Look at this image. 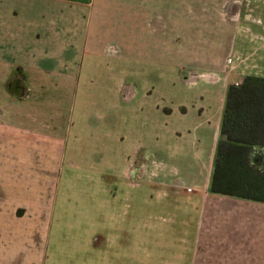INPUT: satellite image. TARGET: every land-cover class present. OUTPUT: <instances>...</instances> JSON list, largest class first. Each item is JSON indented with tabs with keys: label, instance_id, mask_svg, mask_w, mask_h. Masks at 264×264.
I'll return each instance as SVG.
<instances>
[{
	"label": "crops",
	"instance_id": "obj_1",
	"mask_svg": "<svg viewBox=\"0 0 264 264\" xmlns=\"http://www.w3.org/2000/svg\"><path fill=\"white\" fill-rule=\"evenodd\" d=\"M147 1L0 0V132L8 130L12 134L19 128L29 131L28 126L37 123L50 130L44 137L49 138L51 133L54 139L58 138L61 134L55 127L61 105L73 97L89 67L101 68L100 62H92L87 55L101 53L103 31L110 25L115 24V38L121 43L113 42L123 52L128 42L136 50L141 48L133 57L135 61L161 69L163 61L157 48L155 55L148 57L143 22L149 15L164 30L168 24L171 29L181 26L189 30L190 23L196 20V11L200 24L217 19L235 24L241 14V0H153L151 8ZM189 14L194 19L188 21ZM229 30L233 33L235 27ZM174 32L177 34V29ZM204 44L207 49L205 41ZM177 56V70H185L186 64L180 63ZM195 60L200 59L187 62L190 75L183 80L178 76V86H167L161 96L165 116L155 114L154 120L147 122L145 115L138 131L129 127L134 163L129 162L131 152L123 151L118 155L116 168L113 163L107 173L127 180L135 189V181L144 176L148 164L154 163L158 171L156 191L174 201L185 198L183 205H177L179 201L174 205L161 204L166 215L180 218L170 224L174 231H167L168 240L151 241L132 239L127 231L122 239L93 231L92 264H180V260L182 264H264V204H246L245 200L208 192L226 89L228 84L241 80L228 83L226 76L220 74L222 70L218 75L210 73ZM138 77L133 83L127 77L121 78L118 94L123 102L145 92L144 82L137 84ZM137 132L146 140L136 141L133 137ZM136 164L138 169L133 173L132 166ZM126 208L132 210L130 206ZM192 214L197 215L196 220H188ZM175 235L179 238L171 239ZM29 238L22 244L34 243ZM150 243L156 247L149 245L144 257L132 255V251L140 250L139 246ZM176 248L178 256L173 253ZM50 251L44 249V254Z\"/></svg>",
	"mask_w": 264,
	"mask_h": 264
},
{
	"label": "rangeland",
	"instance_id": "obj_2",
	"mask_svg": "<svg viewBox=\"0 0 264 264\" xmlns=\"http://www.w3.org/2000/svg\"><path fill=\"white\" fill-rule=\"evenodd\" d=\"M152 2L147 1L148 8ZM240 3V19L235 24L220 23L219 19L203 20L205 23L200 24L196 11V20L190 23L189 30L181 26L171 29L170 24L164 30L149 15L143 22L148 57L154 56L157 48L163 61L161 69L135 61L133 57L141 48L136 50L128 42L123 52L113 42H120L115 38V24L109 26L111 29L106 27L101 53L87 55L92 62H100L101 68L89 67L73 97L61 105L55 127L61 134L58 138L54 139L51 133L49 138L44 137L50 130L37 123L30 124L29 131L19 128L12 134L8 130L0 132V264H92L93 231L114 239L125 238L124 231L131 233L132 239H169L167 231H174L170 224L180 218L166 215L161 204L174 205L179 201L177 205H183L185 198L174 201L156 191L158 171L149 162L151 151V164L143 171L144 176L135 181V189L127 180L107 173L113 163L116 168L118 155L123 151L131 152L129 162L134 163L129 127L138 131L145 115L147 122L154 120L155 114L165 116L161 96L167 86H178V76L183 80L190 75L188 60L200 59L195 64L201 62L210 73L218 75L222 70L220 74L226 76L228 83L247 75L264 77V0ZM189 15L188 21L194 19L193 14ZM232 27L233 33L229 30ZM175 56L186 64L185 70H177ZM123 76L132 83L139 76L137 84L143 81L145 92L123 102L118 94ZM133 138L146 140L139 132ZM137 169V164L132 166L133 173ZM196 217L192 214L188 220ZM27 237L34 243L23 245L21 241ZM149 245L156 247L152 243L141 245L132 255L144 257ZM44 249L51 251L44 254ZM173 253L178 256L179 248ZM179 262L182 264L183 260Z\"/></svg>",
	"mask_w": 264,
	"mask_h": 264
},
{
	"label": "trees",
	"instance_id": "obj_3",
	"mask_svg": "<svg viewBox=\"0 0 264 264\" xmlns=\"http://www.w3.org/2000/svg\"><path fill=\"white\" fill-rule=\"evenodd\" d=\"M208 192L264 204V77L227 86Z\"/></svg>",
	"mask_w": 264,
	"mask_h": 264
},
{
	"label": "built area",
	"instance_id": "obj_4",
	"mask_svg": "<svg viewBox=\"0 0 264 264\" xmlns=\"http://www.w3.org/2000/svg\"><path fill=\"white\" fill-rule=\"evenodd\" d=\"M237 85V84H236Z\"/></svg>",
	"mask_w": 264,
	"mask_h": 264
}]
</instances>
